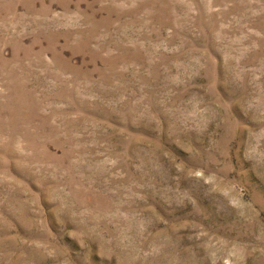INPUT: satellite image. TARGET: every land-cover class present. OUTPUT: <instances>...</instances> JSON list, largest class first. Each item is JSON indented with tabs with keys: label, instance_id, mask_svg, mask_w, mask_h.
Listing matches in <instances>:
<instances>
[{
	"label": "rangeland",
	"instance_id": "obj_1",
	"mask_svg": "<svg viewBox=\"0 0 264 264\" xmlns=\"http://www.w3.org/2000/svg\"><path fill=\"white\" fill-rule=\"evenodd\" d=\"M0 264H264V0H0Z\"/></svg>",
	"mask_w": 264,
	"mask_h": 264
}]
</instances>
